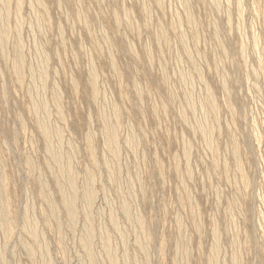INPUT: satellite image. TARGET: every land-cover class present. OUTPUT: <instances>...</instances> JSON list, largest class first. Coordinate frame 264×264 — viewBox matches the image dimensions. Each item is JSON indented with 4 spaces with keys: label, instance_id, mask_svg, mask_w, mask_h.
I'll use <instances>...</instances> for the list:
<instances>
[{
    "label": "rangeland",
    "instance_id": "obj_1",
    "mask_svg": "<svg viewBox=\"0 0 264 264\" xmlns=\"http://www.w3.org/2000/svg\"><path fill=\"white\" fill-rule=\"evenodd\" d=\"M5 1L0 264H264V0Z\"/></svg>",
    "mask_w": 264,
    "mask_h": 264
},
{
    "label": "bare ground",
    "instance_id": "obj_2",
    "mask_svg": "<svg viewBox=\"0 0 264 264\" xmlns=\"http://www.w3.org/2000/svg\"><path fill=\"white\" fill-rule=\"evenodd\" d=\"M4 1H5V0H4ZM34 1H35V0H34ZM5 2H6V1H5ZM9 2H10V1H9ZM9 2H8V3H9ZM20 2H21V1H20ZM20 2L18 1L17 3L20 4ZM6 3H7V2H6ZM38 3H39V2H38ZM40 3H42V2H40ZM40 3H39V4H40ZM160 3H161V2H160ZM184 3H185V2H184ZM3 4H4V3H3ZM23 4H24V3H23ZM35 4H36V2H35ZM45 4H46V3H45ZM41 5H42V4H41ZM187 5H188V3H187ZM2 6H4V5H2ZM18 6H19V5H18ZM32 6H34V4H33ZM38 6H39V5H38ZM45 6H46V5H45ZM215 6H216V5H215ZM5 7H6V6H5ZM42 7H43V5L41 6V8H42ZM185 7H187V6H185ZM216 7H218V6H216ZM6 8H7V7H6ZM33 8H34V7H33ZM35 8H36V7H35ZM18 9H19V8L17 7V11H18ZM44 9H45V8H44ZM46 9H47V8H46ZM144 9H145V8H144ZM0 10H1V9H0ZM20 10H22V9H21V5H20ZM34 10H35V9H34ZM41 10H42V9H41ZM185 10H186V9H185ZM7 11H8V10H7ZM7 11H6V12H7ZM127 12H128V11H127ZM187 12H188V11H187ZM17 13H18V12H17ZM35 13H36V11H35ZM43 13H45V12H43ZM47 13H48V11H47ZM47 13H46V14H47ZM188 13H189V12H188ZM18 14H19V13H18ZM18 14H17V15H18ZM127 14H128V13H127ZM35 16H36V15H35ZM37 16H39V15L37 14ZM37 16L35 17L36 20L39 19V18L37 19ZM124 16H126V15L124 14ZM128 16H129V15H128ZM188 16H189V15H188ZM116 17H117V15H116ZM116 17H115V18H116ZM83 18H84V17H83ZM124 18H125V17H124ZM84 19H85V18H84ZM189 19H190V18H189ZM189 19H187V20H189ZM192 19H193V17H192ZM128 20H130V19L128 18ZM42 21H43V20H42ZM115 21H117V18L115 19ZM17 22H19V21H17ZM21 22H22V21H21ZM39 22L41 23L40 20H39ZM131 22H132V21H130L129 24H130ZM84 23H86V22H84ZM125 23H126V22H125ZM127 24H128V23H127ZM131 24H132V23H131ZM191 24H192V23H191ZM118 25H120V24H118ZM179 25H180V24H179ZM179 25H178V26H179ZM37 26H38V25H37ZM180 26H181V25H180ZM180 26H179V27H180ZM42 27H43V26H42ZM132 27H133V24H132ZM132 27H131V28H132ZM38 28H39V30H40L41 25H40ZM127 28H128V27H127ZM180 29H181V28H180ZM42 30H43V29H42ZM162 30H163V29H162ZM1 32H2V31H1ZM5 33H6V32H5ZM182 35H183V34H182ZM1 39H2V38H0V40H1ZM3 41H4V40H3ZM1 42H2V40H1ZM1 42H0V43H1ZM7 44H8V43H7ZM7 44H6V45H7ZM97 45H98V44H97ZM186 45H187V44H186ZM18 46H19V45H18ZM0 47H1V46H0ZM98 47H100V46H98ZM21 48H22V47H21ZM39 48H40V47H39ZM2 49H4V48H3V45H2V47H1V50H2ZM18 51H19V50H18ZM37 51H38V50H37ZM131 51H132V50H131ZM148 51H149V50H148ZM2 52H3V50H2ZM20 52H21V50H20ZM42 52H43V51H42ZM42 52H41V53H42ZM16 54H17V53H16ZM42 54H43V53H42ZM45 54H46V53H45ZM45 54H44V56L47 57L48 55H47V54L45 55ZM186 54H187V57H188L189 54H188V53H186ZM19 55H20V54H19ZM149 55H150V53H149ZM16 56H18V55H16ZM44 56H43V59H44ZM147 56H148V55H147ZM189 57H191V55H190ZM6 58H7V57H6ZM148 58H149V57H148ZM152 58H153V57H152ZM47 59H48V57H47ZM47 59H46V60H47ZM190 59H191V58H190ZM21 60H22V59H21ZM39 60H40V59H39ZM148 60H149V59H148ZM17 61H18V60H17ZM22 61H23V60H22ZM192 61H193V60H192ZM14 62H15V61H14ZM20 62H21V61H20ZM40 62H42V61H40ZM45 62H46V61H44V64L46 65ZM48 62H49V61H48ZM113 63H114V62H113ZM113 63H112V65H113ZM14 64H15V63H14ZM23 64H24V63H23ZM42 64H43V63H42ZM114 64H115V63H114ZM194 64H195V63H194ZM21 65H22V64H21ZM24 65H25V64H24ZM40 66H41V64H40ZM22 67H23V66H22ZM42 67H43V66H41V68H42ZM44 67H47V65L44 66ZM23 68H24V67H23ZM14 69H16V68H14ZM45 69H46V68H45ZM46 70H47V69H46ZM90 70H91V69H90ZM23 71H24V70H23ZM39 71H40V70H39ZM42 71H44L43 68H42ZM17 72H18V76H19V75L21 74L20 66L17 68ZM92 72H93V71H92ZM15 73H16V72H15ZM39 73H40V72H39ZM43 73H45V72H43ZM46 73H47V72H46ZM89 73H90V72H89ZM95 74H96V73H95V71H94V72H93V76H92V78H90V79H91V84H92L93 87L95 86V83H96V80H95ZM40 75H41V74H40ZM42 75H43V74H42ZM89 75H90V74H89ZM46 76H47V74H46ZM46 76H45L44 78H48V77H46ZM90 76H91V75H90ZM40 77H41V76H40ZM97 77H99V76L97 75ZM97 77H96V78H97ZM165 77H166V76H165ZM183 77H184V75H183ZM40 79H42V77H41ZM162 79H163V78H162ZM43 80H45V79H43ZM98 80H99V79H98ZM98 80H97V81H98ZM43 82H44V81H43ZM73 82L76 83V81H73ZM44 83H45V82H44ZM35 84H36V83H35ZM137 84H138V83H137ZM137 84H136V85H137ZM20 85H21V84H20ZM32 85H33V84H32ZM38 85H39V84H38ZM55 85H56V84H55ZM134 85H135V84H134ZM76 86H77V84H76ZM92 86H91V87H92ZM96 86H97V84H96ZM55 87H56V86H55ZM137 87H138V86H137ZM35 88H36V87H35ZM138 88H139V92H140V86H139ZM138 88H136V89H138ZM32 89H33V88H32ZM36 89H37V88H36ZM56 89H57V88H56ZM142 89H143V88H142ZM42 90H43V87H42ZM91 90H92V89H91ZM33 91H35V90H33ZM40 91H41V90H40ZM100 91H101V90H100ZM37 92H38V91H37ZM142 92H143V91H142ZM93 94H94V93H93ZM37 95H38V94H37ZM41 95H42V94H41ZM56 95H57V93H56ZM137 95H138V93H137ZM142 95H143V94H142ZM94 96H95V95H94ZM94 96H93V97H94ZM171 97H172V96H171ZM95 98H96V97H95ZM37 99H38V97H37ZM43 99H45V98H42V97H41V100H43ZM138 99H139V98H138ZM191 99H192V97H191ZM191 99H190V100H191ZM94 100H95V99H94ZM57 101H58V99H57ZM57 101H56V102H57ZM38 102H39V100H38ZM40 102H41V101H40ZM190 102H191V101H190ZM44 104H45V103H44ZM35 105H36V104H35ZM191 105H192V106H195V105H193V104H191ZM32 106H33V104H32ZM36 106H37V105H36ZM36 106H35V107H36ZM46 106H47V104H46ZM56 106H59V104H56ZM35 107H34V108H35ZM43 107H44V106H43ZM59 107H60V106H59ZM212 107H213V106H212ZM49 108H50V107H49ZM99 108H100V104H99ZM191 108H192V107H191ZM193 108H196V107H193ZM193 108H192V109H193ZM32 109H33V108H32ZM45 109H46V108H45ZM102 109H103V108H102ZM117 109H118V107H117ZM117 109H115V110L113 109V110L116 111ZM36 110H37V109H36ZM42 110H43V109H42ZM46 110H47V109H46ZM46 110L44 111L43 116H44V114H47V113L50 114V112H46ZM205 110H206V109H205ZM205 110H204V112H205ZM49 111H51V110H49ZM58 111H59V110H58ZM99 111H100V110H99ZM102 111H104V109H103ZM114 111H113V112H114ZM194 111H196V110L194 109ZM35 112H36V111H35ZM35 112H34V114H35ZM40 112H42V111H40ZM45 112H46V113H45ZM104 113H105V112H104ZM115 113H117V112H115ZM182 113H183V112H182ZM37 114H39V111H37V112H36V115H35V116L38 117ZM60 114H61V112H60ZM117 114H118V113H117ZM184 114H185V113H184ZM184 114H182V115H184ZM204 114H205V113H204ZM100 115H101V114H100ZM103 115H104V114H102V116H103ZM114 115H115V114H114ZM114 115H113V116H114ZM179 115L182 117L181 114H179ZM50 116H51V115H50ZM102 116H101V117H102ZM185 116H186V115H185ZM41 117H42V115H41ZM41 117H40V118H41ZM106 117H107V116H106ZM106 117L103 116V118H106ZM43 118H44V117H43ZM45 118H46V117H45ZM108 118H109V117H108ZM108 118H107V119H108ZM183 118H185V117H183ZM183 118H182V119H183ZM186 118H188V117H186ZM48 119L50 120V117L47 116V120H48ZM100 119H101V118H100ZM107 119H104V120H107ZM111 119H112V118H111ZM115 119H116V117H115ZM115 119L113 118V120H115ZM41 120L43 121L44 119H41ZM117 120H118V119H117ZM185 120H186V119H185ZM185 120H184V121H185ZM39 121H40V120H39ZM42 121L39 122L40 130H42L43 134H45V136L48 137V136H49V131H48V129H47L48 127H46L45 124H47L48 122L51 123V120L48 121L47 123L42 122ZM107 121H108V120H107ZM115 121H116V120H115ZM103 122H104V121H103ZM110 122H111V121H110ZM118 122H119V121H118ZM118 122H117V123H118ZM37 123H38V122H37ZM115 123H116V122H115ZM117 123H116V124H117ZM49 125H50V124H49ZM49 125H47V126H49ZM103 125H104V124H103ZM53 126H54V125H53ZM107 126H108V125H107ZM115 126H116V125H115ZM50 127H51V125H50ZM112 127H114V125H113ZM112 127H111V128H108V129H107V132L105 131V132H106V135H107V139H105V140H107V142H108V144H109V145L105 144V145H107V148H108V146H112V147H113V145H115L116 140H117V134H116V133H117L118 130H119L118 127H120V124H119V126H117V128H118L117 132H115L116 129H114V128H112ZM202 127H203V126H201V128H202ZM54 128H55V127H54ZM57 128H58V126H57ZM203 128H204V127H203ZM52 129H53V128H52ZM58 129H59V128H58ZM102 129H103V128H102ZM105 129H106V128H105ZM105 129H104V130H105ZM205 129H206V128H205ZM205 129H204V130H205ZM55 130H56V129H55ZM55 130H54V131H55ZM204 130H202V132H204V133L206 134L207 131L205 132ZM50 131H51V129H50ZM61 131H62V129H61ZM199 131H200V129H199ZM52 132H53V131H52ZM57 132H58V131H57ZM62 132H63V131H62ZM54 133H55V132H54ZM103 133H104V132H103ZM55 134H57V133H55ZM55 134H54V135H55ZM88 134H89V133H88ZM91 134H92V133H91ZM207 134H208V132H207ZM43 136H44V135H43ZM55 136H56V135H55ZM61 136L64 137V135H61ZM61 136H60V137H61ZM104 136H105V134H104ZM133 136H134V135H133ZM133 136H132V137H133ZM51 137H52V139H54V138H53V135H52ZM63 137H62V139L64 140ZM105 137H106V136H105ZM45 138H46V137H45ZM48 138H49V137H48ZM48 138H46L45 140H47ZM57 138H58V137H57ZM133 138H134V137H133ZM50 139H51V138H50ZM50 139H48V141H49ZM58 139H59V138H58ZM129 139H130V138H129ZM134 139H135V138H134ZM50 141H51V140H50ZM127 141H128V139H127ZM133 141H134V140H133ZM45 142H47V141H45ZM59 142H60V141H59ZM59 142H58V143H59ZM61 142H62V141H61ZM61 142H60V144H62ZM130 142H131V141H130ZM130 142H128V144H129ZM48 143H49V142H48ZM50 143H51V142H50ZM50 143H49V144H50ZM52 143H53V142H52ZM55 144H57V143H55ZM117 144H118V142H117ZM128 144H127V145H128ZM57 145H58V144H57ZM57 145H55V146H57ZM62 145H63V144H62ZM88 145H89V147H92V146H93V137H92V136L89 137ZM119 145H120V144H119ZM52 146H53V145H52ZM59 146H60V145H59ZM59 146H58V147H59ZM120 146H121V145H120ZM130 146H131V143H130ZM60 147H61V146H60ZM48 148H50V149H45V151H46V152H47V150L49 151L50 157L53 159V160H52V159H51V160L53 161V163H54L55 165H58L57 168L59 167V169H58V171H59V170H60V165H59V164H60V163L62 162V160H63V159H62V155H61L60 152H58L57 150H53V149L51 148V146L48 147ZM92 148H93V147H92ZM116 148H117V147H116ZM119 148L121 149V147H119ZM129 148H130V147H129ZM134 148H135V147H134ZM108 149H109V148H108ZM59 150H60V149H59ZM187 150H188V149H187ZM61 151H63V148H62ZM93 151H94V150H93ZM134 151H135V149H134ZM64 152H65V151H64ZM107 152H108V150H107ZM68 153H69V152H68ZM110 153H111V152H109L108 154H110ZM187 154H188V153H187ZM65 155H67V154H65ZM118 156H119V155H118ZM186 156H187V155H186ZM67 157H68V155H67ZM67 157H66V159H67ZM61 159H62V160H61ZM109 159H110V158H109ZM27 160H28V159H27ZM71 160H72V159H71ZM105 160H106V159H105ZM30 161H31V160H30ZM68 162H69V159L67 160L66 163L68 164ZM96 162H97V161H96ZM50 163H51V162H50ZM69 163H70V165L72 166L71 162H69ZM33 164H34V163H33ZM47 164H48V163H47ZM107 164H109V166H110V163H107ZM55 165H54V166H55ZM65 165H66V164H65ZM65 165H64V166H65ZM68 165H69V164H68ZM68 165H66V166H68ZM49 166H50V164H49ZM61 166H63L62 163H61ZM71 166H68V168L71 167ZM114 166H115V165H114ZM118 167H120V166H118ZM72 168H73V167H72ZM31 169H32V167H31ZM63 169H64V168H63ZM69 169H70V168H69ZM60 171H62V170H60ZM60 171H59V172H60ZM109 171H110V170H109ZM113 171H114V170H113ZM118 171H119V168H118ZM50 172H51V171H50ZM63 172H66V171H62V173H63ZM67 172H69V171L67 170ZM71 172H72V171H71ZM53 173H54V172H52V174H53ZM110 173H112V172H110ZM110 173H109V174H110ZM68 174H69V173H67V175H68ZM71 174L75 175L74 172H73V173H70V176H72ZM60 175H61V174H60ZM67 175H66V176H67ZM111 175H112V174H111ZM51 176H52V175H51ZM117 177H118V176H117ZM119 177H120V175H119ZM39 178H40V176H39ZM61 178H62V177H61ZM66 178H67V177H66ZM109 178H110V177H109ZM36 179H37V178H36ZM57 179H58V178H57ZM57 179H56V180H57ZM62 179H63V178H62ZM68 179H69V178H67L66 180H68ZM117 179H118V178H117ZM37 180H38V179H37ZM58 180H59V179H58ZM58 180H57V181H58ZM73 180H74V178H73V179L70 178V181H68V188H69L70 194L67 195V194H65L64 192H63V194H62V195H64V199H62V200H63V203H64L63 206L68 210L67 212H69V217H70L69 219H70V220H73L74 217L76 216V213H78V212H77V209L75 208V203H76V202H75V196H76V194H75L74 191L77 190V189H75V184H74V182L76 183V181H75V180L73 181ZM44 181H45V180H44ZM57 181H56V184H57ZM63 181H64V180H63ZM0 182H1V181H0ZM42 183H43V182H42ZM61 183H62V181H61ZM65 183H66V182H65ZM39 184H40V180H39ZM39 184H38V185H39ZM59 184H60V183H59ZM62 184H63V183H62ZM90 184H91V183H90ZM132 184H133V183H132ZM60 185H61V184H60ZM64 185H65V184H64ZM57 186H58V185H57ZM87 186H88V185H87ZM45 187H46V185H45ZM131 187H132V186H131ZM0 188H1V189H4L3 187H0ZM41 189H42V188H41ZM45 189H46V188H45ZM59 189L63 190V187H60ZM87 190H88V189H87ZM46 191H47V190H46ZM69 191H68V192H69ZM0 192L3 193L2 190H0ZM4 192H5V191H4ZM41 192H42V191H41ZM43 192H45V191H43ZM94 193H95V192H94ZM5 194H6V193H5ZM85 194H86V200H87L88 204L92 203L93 198H94V194H93V192H92L91 190H88V191H86ZM50 196H51V195H50ZM4 197H5V195H4ZM48 197H49V195H48ZM46 198H47V197H46ZM6 199H7V198H6ZM84 199H85V198H84ZM50 200H51V198H50ZM125 200H126V198H125ZM125 200H123L122 202H124ZM5 201H6V200H5ZM85 202H86V201H85ZM47 203H49V205H50V202L47 201ZM93 203H94V202H93ZM85 204H86V203H85ZM88 204H87V205H88ZM124 204L126 205V203H124ZM54 205H55V203H54ZM54 205H53V206H54ZM76 205H77V204H76ZM87 205H86V206H87ZM84 206H85V205H84ZM92 206H93V204H92ZM92 206H91V204H90V207H91V208H92ZM129 206H130V205H129ZM50 208H51V207H50ZM124 208H125V211L128 213V211H129L128 208H130V207L127 208L126 206H124ZM124 208H123V206H122V210H123ZM9 209H10V208H9ZM51 209L54 210V212H55V207H54V208H51ZM51 209H50V210H51ZM84 209H86V208H84ZM89 209H90V208H89ZM89 209H88V210H89ZM6 210H7L6 207H5L2 203H0V212H1L4 216H7V212H6ZM52 210H51V211H52ZM90 210H92V209H90ZM90 210H89V211H90ZM9 211H10V210H9ZM56 211H57V213H58L57 208H56ZM78 211H79V210H78ZM89 211H88V212H89ZM125 211H123V213H124ZM54 212H53V213H54ZM85 212H86V211H85ZM90 212H93V210L90 211ZM90 212H89V213H90ZM126 212H125V213H126ZM83 213H84V212H83ZM89 213H88V214H89ZM10 214H11V213H10ZM27 214H28V213H27ZM55 214H56V213H55ZM55 214H54V215H55ZM86 214H87V213H86ZM128 214H129V213H128ZM133 214H134V213H133ZM78 215H79V214H78ZM83 215H84V214H83ZM89 215H90V214H89ZM89 215H87V216H89ZM84 216H85V215H84ZM113 216H114V215H113ZM115 216H116V214H115ZM135 216H136V215H135ZM25 217H26V216H25ZM27 217H28V216H27ZM27 217H26V218H27ZM132 217H133V216H131V219L134 220V218H132ZM26 218H25V219H26ZM77 218H78V217H77ZM84 218H85V217H84ZM112 218H113V217H112ZM126 218H127V217H126ZM3 219H4V218H3ZM85 219H86V218H85ZM109 219H110V218H109ZM114 219H116V217H115ZM136 219L138 220V218H136ZM56 220H57V219H56ZM139 220H140V218H139ZM31 221H32V220H31ZM31 221H30V222H31ZM58 221H59V220H58ZM58 221H57V222H58ZM73 221H74V220H73ZM73 221H72V222H73ZM76 221H77V220H76ZM118 221H119V220H118ZM6 222H7V220H6ZM6 222H5V223H6ZM24 222H25V221H24ZM27 222H29V221L27 220ZM69 222H70V221H69ZM69 222H68V223H69ZM72 222H71V223H72ZM85 222L88 223L87 220H86ZM89 222H90V221H89ZM25 223H26V222H25ZM112 223H113V222H112ZM118 223H119V222H118ZM90 224H91V223H90ZM25 225H27V224H25ZM75 225H77V224H75ZM75 225H74V226H75ZM85 225H86V224H85ZM116 225H117V224H116ZM23 226H24V225H23ZM30 226H32V225H30ZM33 226H34V225H33ZM37 226H38V225H37ZM70 226H71V225H70ZM5 227H6V224H5ZM71 227H72V226H71ZM75 227H76V226H75ZM84 227H87V228H88V224H87V226H84ZM90 227H91V226H90ZM113 227H115V226H113ZM116 227H117V226H116ZM141 227H142V226H141ZM143 227H144V226H143ZM6 228H7V227H6ZM26 228H27V226H26ZM28 228H30V227L28 226ZM35 228H36V227H35ZM87 228H86V229H87ZM118 228L120 229V227H118ZM38 229H39V228H38ZM89 229H90V228H89ZM89 229H87V232H88ZM115 229H116V228H115ZM119 229H116V230H119ZM24 230H25V228H24ZM141 230H142V228H141ZM141 230H140V231H141ZM105 231H106V230H105ZM27 232H28V231H27ZM30 232H31V230H30ZM121 232H122V231H121ZM38 233H39V232H38ZM101 233H102V232H101ZM141 233H142V232H141ZM25 234H26V233H25ZM32 234H33V232H32ZM85 234H86V233H85ZM85 234H84V235H85ZM95 234H96V233H95ZM104 234H105V233H104ZM104 234H103V235H104ZM26 235H27V234H26ZM29 235H30V233H29ZM35 235H36V234H35ZM139 235H140V234H139ZM82 237H83V236H82ZM84 237H85V236H84ZM91 237H92V230H89L88 236L86 237V239H87V240H86V244H88V245L90 244V242H91L90 240H92ZM101 237H102V236H101ZM93 239H94V238H93ZM138 240H139V239H138ZM82 241H84V240H82ZM93 241H94V240H93ZM108 241H109V240H108ZM38 242H39V241H38ZM94 242H95V241H94ZM106 242H107V241H106ZM40 243H41V242H40ZM81 243H82V245H83V242H81ZM84 243H85V242H84ZM138 243H139V241H138ZM138 245H140V244H138ZM142 245H144V244H142ZM145 245H147V244H145ZM216 245H217V244H216ZM84 246H85V244H84ZM142 247H143V246H142ZM145 247H146V246H145ZM44 248H45V247H44ZM86 248H88V247H86ZM215 248H218V247L216 246ZM143 249H144V248H143ZM46 250H47V249H46ZM93 250H94V249H93ZM113 250H114V249H113ZM141 250H142V249H141ZM44 251H45V250H44ZM87 251H88V250H87ZM87 251H86V252H87ZM103 251H104V249H103ZM115 251H116V250H115ZM146 251H147V249H146ZM112 252H113V251H111V253H112ZM143 252H145V251H143ZM88 253H89V252H88ZM91 253H92V252H91ZM91 253H89V254H91ZM113 253H114V252H113ZM86 254H87V253H86ZM97 255H98V254H97ZM113 255H114V254H113ZM113 255L110 256L111 263H112V264H118L117 261H116L115 256H113ZM98 258H99V257H98ZM89 260H90V259H89ZM90 262H91V261H90ZM211 262H212V261H211ZM211 262H210V263H211ZM49 263H50V262H49ZM88 263H89V262H88ZM99 263H100V262H99ZM92 264H95V262L93 261ZM109 264H110V261H109ZM211 264H212V263H211Z\"/></svg>",
    "mask_w": 264,
    "mask_h": 264
}]
</instances>
